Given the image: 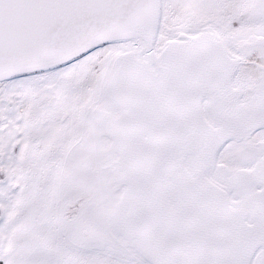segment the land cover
<instances>
[{"label": "rangeland", "instance_id": "rangeland-1", "mask_svg": "<svg viewBox=\"0 0 264 264\" xmlns=\"http://www.w3.org/2000/svg\"><path fill=\"white\" fill-rule=\"evenodd\" d=\"M204 33L240 60L231 86L245 104L264 79V0H159L156 56ZM129 52L149 63L144 41L121 40L0 82V264H157L116 147L125 121L119 58ZM201 108L210 124L227 122L211 96ZM199 154L185 166L204 163ZM263 160L261 128L215 153L206 177L240 203L243 173ZM251 264H264V252Z\"/></svg>", "mask_w": 264, "mask_h": 264}, {"label": "bare ground", "instance_id": "bare-ground-1", "mask_svg": "<svg viewBox=\"0 0 264 264\" xmlns=\"http://www.w3.org/2000/svg\"><path fill=\"white\" fill-rule=\"evenodd\" d=\"M173 47L170 43L172 57L162 59L168 64L166 71L154 80L144 69L148 63L134 52L119 58V100L125 107V121L115 138L125 162V180L136 195L134 221L150 236L148 251L157 264H169L167 244L174 254L176 240L184 241L179 264H245L251 247L264 244V160L252 173H243L242 188L249 192L240 203L225 202L222 194L210 190L206 171L215 155L211 149L220 140L241 138L264 126V79L253 97L240 104L241 93L229 81L235 60H228L206 40ZM207 96L221 103L228 117L224 125L205 119L208 129L199 118L197 108L200 114ZM198 151L204 163L189 162ZM246 182L256 185L247 190ZM214 193L232 210L224 208L222 198ZM244 218L261 230L253 234L255 238L248 237Z\"/></svg>", "mask_w": 264, "mask_h": 264}, {"label": "water", "instance_id": "water-1", "mask_svg": "<svg viewBox=\"0 0 264 264\" xmlns=\"http://www.w3.org/2000/svg\"><path fill=\"white\" fill-rule=\"evenodd\" d=\"M158 21L159 0H0V82L15 76L62 66L99 46L129 39L145 42L149 63L144 69L149 79L154 80L161 72H165L168 66L162 59L166 56L172 57V53L168 51L170 44L160 57L155 54L154 41ZM184 39V42L171 43L173 49L206 40L220 49L228 60L236 61L233 68H237L240 63V60L230 57L225 52L221 42L213 35L207 37L200 35L190 38L191 41L189 38ZM234 73L235 71H231V79ZM197 112L203 124L209 129L201 105V116L199 108ZM261 128L264 126L244 134L241 138L234 136L224 138L211 149V153H217L227 143L241 141ZM205 183L213 192L222 194L225 202L226 199L229 200L224 189L216 188L209 179ZM219 198L222 196L218 195ZM224 198H222L224 208L232 210L223 201ZM250 221V218H244L243 226L248 237L255 238L261 230L258 226H251ZM183 243V240H176L174 253L176 257L172 252V245L167 244L165 251V255L168 256L167 263L181 262L180 252ZM260 252H264V244L258 242L251 247L245 264H251ZM193 257L192 255L189 258Z\"/></svg>", "mask_w": 264, "mask_h": 264}, {"label": "flooded vegetation", "instance_id": "flooded-vegetation-1", "mask_svg": "<svg viewBox=\"0 0 264 264\" xmlns=\"http://www.w3.org/2000/svg\"><path fill=\"white\" fill-rule=\"evenodd\" d=\"M222 111L225 112V110H223V109H222ZM120 124H122V123H120ZM257 165H258V164H257ZM249 173H250V172H249ZM249 173H248V174H249ZM251 173H252V172H251ZM245 184H246V186H247V190H248V189H250V188L252 187V184H254V183H252V182L247 183V182H246Z\"/></svg>", "mask_w": 264, "mask_h": 264}]
</instances>
